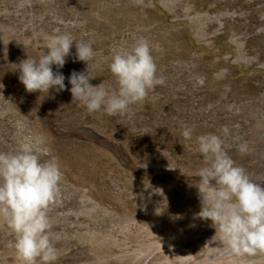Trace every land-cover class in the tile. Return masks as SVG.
Returning a JSON list of instances; mask_svg holds the SVG:
<instances>
[{"label":"rangeland","instance_id":"rangeland-1","mask_svg":"<svg viewBox=\"0 0 264 264\" xmlns=\"http://www.w3.org/2000/svg\"><path fill=\"white\" fill-rule=\"evenodd\" d=\"M149 1L136 6L130 5L133 0H30L21 8L20 0H0V75L8 82L0 89V152H14L26 142L25 138L44 131L27 119L29 115L40 118L39 109L33 103L18 106L11 95L12 88L35 99L42 110H47L56 128L66 131L58 132L59 144L64 147L62 154L71 161L64 162L65 169L82 175L87 182L102 185V189H111L118 196V209L128 211L120 213L117 219L135 217L143 203L157 200H167L161 206L175 212H183L191 204L196 206L197 201L194 210L199 213L201 201L199 197H185L186 192L180 199H168V192L159 187V180L138 178L126 165L111 164L104 154L86 149L90 139L80 136V131L117 143L121 153L144 170L167 167L185 175L197 174L207 166L197 151V138L214 134L220 137L223 150L236 166L245 169L249 176L260 175L264 180V0H177V6L171 9L164 6V0ZM57 33L91 42L95 58L89 62L88 75L96 70L103 72L90 81L93 86L102 82L115 86V77L109 69L114 50L130 47L137 39L145 38L155 62L169 59L168 63L159 64L161 70L157 71L165 84L150 91L143 103L131 106L126 115L89 114L72 102L68 77L73 71L87 69L84 62L75 60L73 46L72 55L59 69L66 77L67 90L51 91L48 97L26 92L19 81V72H14L15 64L45 54V37ZM53 71H57L55 66ZM212 81L218 85L212 87ZM253 112H261V119ZM167 126L183 131L185 126L191 128V141L187 143L182 135L180 140L150 144L148 132L154 130L151 135L160 137L159 132ZM208 127L212 132L207 133ZM176 134L169 131L166 136L173 138ZM243 143L249 149L246 154L239 151ZM109 144L112 143H99V146L107 152L111 151ZM52 156L55 157L54 152ZM69 185L72 187L60 185L59 195L48 213L58 261L85 264L80 260V251L94 256L106 249L105 255H111L114 246L97 249L81 243L76 246L65 235L67 229L78 225L59 216L73 213L87 198L85 188L76 190V184ZM159 189L163 196L154 194ZM146 206L152 209L159 204ZM92 210L98 208L82 212ZM200 220L214 229L212 221ZM177 221L175 226L179 230L182 219ZM170 223V218L161 222L163 227ZM80 234L74 239L82 240L84 234ZM14 239L9 226L0 222V260L10 258ZM83 242L91 243V240Z\"/></svg>","mask_w":264,"mask_h":264},{"label":"clouds","instance_id":"clouds-1","mask_svg":"<svg viewBox=\"0 0 264 264\" xmlns=\"http://www.w3.org/2000/svg\"><path fill=\"white\" fill-rule=\"evenodd\" d=\"M144 2L133 0L136 6ZM29 3L30 0H20L19 6L23 8ZM45 46L47 52L38 59L27 57L15 64L14 72H19L25 91L48 97L51 91L67 90L66 77L59 69L65 66L75 46V60L84 62L87 69L73 71L68 77L72 102L89 114L126 115L131 106L143 103L150 91L165 84V79L157 75L152 48L145 38L114 50L109 69L115 86L90 83L95 78L88 75L89 62L95 58L91 42L57 33L45 37ZM53 66L57 71H53ZM3 87L0 84V89ZM182 135L191 139L192 129L185 126ZM197 143L207 163L194 176L199 180H190V186L198 188L201 201L198 218L212 221L216 229L212 240L219 236V242L230 253H264V188L245 169L235 165L223 150L220 137L201 135ZM239 151L246 154L247 144H240ZM62 180L58 159L40 136L21 143L14 152H0V222L7 224L14 235L18 264H56L58 251L48 213L59 195ZM159 190L154 194L163 196L162 189Z\"/></svg>","mask_w":264,"mask_h":264},{"label":"bare ground","instance_id":"bare-ground-1","mask_svg":"<svg viewBox=\"0 0 264 264\" xmlns=\"http://www.w3.org/2000/svg\"><path fill=\"white\" fill-rule=\"evenodd\" d=\"M149 2H151V0ZM131 4L134 5V3H130V5ZM164 6L169 9L174 8L177 6V0H164ZM102 17L110 18L111 16L103 15ZM100 38L102 39V37ZM163 54H165V52H162V55ZM241 54L243 53L241 52ZM243 56L246 57L244 54ZM100 59L108 60L105 57H101ZM168 62L169 59L161 60L159 63L156 62L157 70H161L159 64L161 66ZM173 67H175V65H173ZM100 73L103 72L96 70L89 75H91V77H96V75ZM213 77H215V75H213ZM7 83L6 77L0 75V84L7 85ZM211 83L212 87L218 85V83L214 81ZM11 95L16 99L15 102L18 106L33 103V105L39 109L41 114L40 118L29 115L27 119L44 131L41 134L37 133L30 135L25 138V140L28 141L36 136L44 138L46 146L50 149L51 154L54 152L55 157L58 159L61 166V171L63 173L61 185H67L70 187L71 185L69 184L74 183L77 186L76 190L85 188L87 191V198L82 201L81 207L76 208L73 213L66 214L64 212L59 216L60 219H64L65 221H68V223H71L70 220H72L73 223L78 225V228L67 229L65 231V235L68 238L73 239L71 244L77 246L81 243L90 249H93L92 245L95 246V249L101 246L105 248L107 245L108 247L114 246L113 252H110L111 255L108 256L105 255L108 251L106 249L103 252L94 253V256H91V252L90 254H86L79 250V256L81 257L80 260L84 261L85 264H264V253L238 256L230 253L226 247L219 242V236H217L215 240H212V237L216 233V229L210 227L211 224L209 225L207 222L204 224L203 221H199L200 218L197 216L198 212H195L194 210L198 207L197 201L196 206L192 204L188 205L183 212H175L172 209L167 210L165 206H161L166 200L146 202L143 203V207L136 213L135 217L117 219L120 213H127L128 211H120L118 209V196L112 192L111 189H102V185L87 182L83 179L82 175L69 171V168L65 169L64 162L69 163L71 161L68 158V155L62 154L64 147L63 149L61 148L58 136L59 133L66 131L56 128L47 110H42V108L39 107V104L34 102L35 99L20 95L12 88ZM177 108H180V110L182 109L181 107ZM0 112H2L1 109ZM256 114H259L258 119H261V112H253L254 116ZM166 128L167 129L160 131L159 133L161 136L156 138L151 135L154 130L148 132L151 139L149 143L156 144L157 141L167 139H172L173 141L180 140L182 137L181 133L183 132L182 128L178 129L173 127L170 129L169 126ZM169 131H176L177 134L174 135L173 138H170L166 136ZM210 131L212 132V128L208 127L207 133H210ZM254 132L259 134L260 131ZM79 133L84 139H90L91 145L87 144L86 149H91L99 155L104 154L111 164L120 163L124 166L126 165L127 168L134 173V176L138 178L143 177L150 181L159 180V187L167 190L168 199H180L182 198L180 195L185 192V197H188L189 195L190 197H199L198 188L190 186V180H199V177H194L196 174L185 175L184 173L176 172L167 167L144 170L143 168L136 166L130 158L121 153L120 147L117 143L102 138L92 137L84 131H80ZM257 138L258 137L256 136V139ZM190 141L191 140L189 139L186 140L187 143ZM99 143H112L109 144L111 151L106 152L104 148L99 146ZM196 148H198V145ZM69 167L71 166L69 165ZM188 176L193 177L190 178ZM249 177L255 183L264 188V180L260 175ZM212 183L214 184L215 181H212ZM71 190L74 189L71 188ZM149 203H157L160 207L158 206L159 208L154 207L150 209L146 206ZM94 207H97L98 210H92L93 212H82L84 209L88 208L89 210ZM163 210H165L163 214L157 215ZM110 212L114 213L111 215ZM159 216L161 218H159ZM168 218L171 219L170 225L168 227H163L161 222ZM177 219H182L181 228H179V230L175 226L178 222ZM129 221L130 223H128ZM4 225L7 226L5 223ZM83 225H88V227ZM160 229L162 231H160ZM217 231H219L218 228ZM78 233H81L80 236L84 234V237H81L83 238L82 240L74 239ZM135 238L138 240L135 241ZM87 239L91 240V243L83 242ZM96 243L98 245H96ZM89 244L91 247H89ZM0 264H18L15 249L11 251L10 258L0 260ZM56 264L69 263L57 260Z\"/></svg>","mask_w":264,"mask_h":264}]
</instances>
